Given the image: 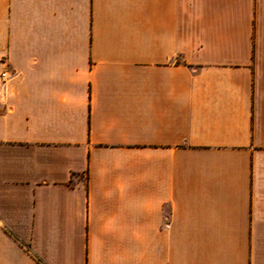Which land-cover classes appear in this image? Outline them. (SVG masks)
Wrapping results in <instances>:
<instances>
[{
    "label": "crops",
    "instance_id": "obj_1",
    "mask_svg": "<svg viewBox=\"0 0 264 264\" xmlns=\"http://www.w3.org/2000/svg\"><path fill=\"white\" fill-rule=\"evenodd\" d=\"M0 264H264V0H0Z\"/></svg>",
    "mask_w": 264,
    "mask_h": 264
},
{
    "label": "built area",
    "instance_id": "obj_2",
    "mask_svg": "<svg viewBox=\"0 0 264 264\" xmlns=\"http://www.w3.org/2000/svg\"><path fill=\"white\" fill-rule=\"evenodd\" d=\"M0 78L3 82H5L9 78V74L7 71H3L0 73Z\"/></svg>",
    "mask_w": 264,
    "mask_h": 264
}]
</instances>
